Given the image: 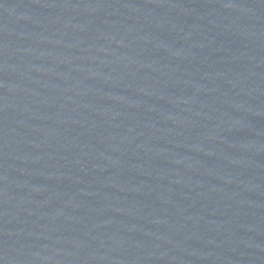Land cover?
Segmentation results:
<instances>
[{"label": "water", "instance_id": "obj_1", "mask_svg": "<svg viewBox=\"0 0 264 264\" xmlns=\"http://www.w3.org/2000/svg\"><path fill=\"white\" fill-rule=\"evenodd\" d=\"M0 264H264V0H0Z\"/></svg>", "mask_w": 264, "mask_h": 264}]
</instances>
